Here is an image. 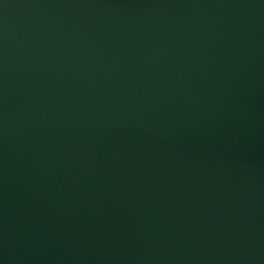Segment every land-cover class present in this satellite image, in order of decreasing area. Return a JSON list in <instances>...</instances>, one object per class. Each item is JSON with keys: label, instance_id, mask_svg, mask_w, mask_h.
<instances>
[{"label": "water", "instance_id": "1", "mask_svg": "<svg viewBox=\"0 0 264 264\" xmlns=\"http://www.w3.org/2000/svg\"><path fill=\"white\" fill-rule=\"evenodd\" d=\"M0 264H264V0H0Z\"/></svg>", "mask_w": 264, "mask_h": 264}]
</instances>
